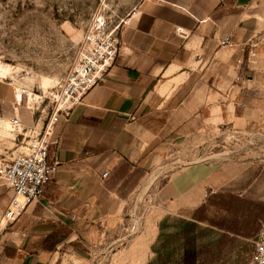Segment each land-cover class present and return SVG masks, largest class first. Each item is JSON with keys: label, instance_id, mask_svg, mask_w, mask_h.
I'll return each instance as SVG.
<instances>
[{"label": "crops", "instance_id": "0c3cea01", "mask_svg": "<svg viewBox=\"0 0 264 264\" xmlns=\"http://www.w3.org/2000/svg\"><path fill=\"white\" fill-rule=\"evenodd\" d=\"M118 31L115 64L56 126L49 157L58 165L43 196L0 223V264H90L118 251L129 203L171 143L197 144L263 118L264 0H138ZM227 36L231 44L221 45ZM11 91L0 103L13 104ZM14 116L34 125L23 107L0 118ZM246 169L196 162L169 175L150 233L171 214H193ZM249 187L230 193L250 201ZM12 197L0 181V218Z\"/></svg>", "mask_w": 264, "mask_h": 264}, {"label": "rangeland", "instance_id": "374dc122", "mask_svg": "<svg viewBox=\"0 0 264 264\" xmlns=\"http://www.w3.org/2000/svg\"><path fill=\"white\" fill-rule=\"evenodd\" d=\"M137 1L0 0V94L12 98L11 90L15 85H24L41 96L47 94L69 71L88 26L99 19L107 30L118 31ZM16 107L23 106H17L15 98L11 105L0 103L1 117H6ZM263 118L256 125L253 122L251 128L232 127L230 134L219 131L213 139L197 144L192 140L171 143L161 155L160 166L154 172L150 171H160L152 189L140 200L134 199L129 203L126 217L128 230H125L121 247L108 254H95L96 259L90 264H158V254L164 255L168 264H186L184 258L194 255L204 246L210 247L208 256L190 260L187 264H250L264 213L253 205L243 217L254 216L256 212L259 214L256 222L249 229L235 234L228 227L224 229L215 225L220 217L226 218L223 222L226 226H231L232 221L231 215L215 203L218 202V194L227 196L232 194L230 191L240 192L250 186L247 193L250 201L264 204ZM11 138L9 122L0 118V146L11 148ZM15 149L12 148L9 153ZM6 151H2L0 159L9 155ZM223 151L235 153L228 158L203 160ZM196 162L207 165L238 164L247 168V175L241 174L233 182L234 185L217 189L213 204L207 201L203 204L205 211L196 210L193 214L190 211L187 216L169 215L162 221L159 235L155 237L150 231L152 226L157 230L163 213L159 192L162 185L169 175L185 168L186 164ZM185 232L186 237L179 242L173 241L176 234ZM222 235L236 241H225L221 245L219 240ZM210 245L229 247L222 249L219 255V248Z\"/></svg>", "mask_w": 264, "mask_h": 264}, {"label": "built area", "instance_id": "2783aa9c", "mask_svg": "<svg viewBox=\"0 0 264 264\" xmlns=\"http://www.w3.org/2000/svg\"><path fill=\"white\" fill-rule=\"evenodd\" d=\"M230 44L229 36L221 40V45ZM255 46L251 44L250 59L256 56ZM121 48L119 31L107 30L104 22L97 19L86 29L69 71L47 94H35L24 85L13 86L17 106L31 112L34 125L23 126L18 116L9 120L13 146L1 145L0 155L3 150L8 154L12 148L16 149L0 159V181L13 192V197L0 221L15 222L29 204L43 196L58 165L49 157L57 124L84 104L86 95L115 64ZM250 264H264V220Z\"/></svg>", "mask_w": 264, "mask_h": 264}, {"label": "trees", "instance_id": "16d2710c", "mask_svg": "<svg viewBox=\"0 0 264 264\" xmlns=\"http://www.w3.org/2000/svg\"><path fill=\"white\" fill-rule=\"evenodd\" d=\"M217 193L211 194L208 196L207 198V202L210 204H213V199L214 196ZM218 202H216V205H219L222 209H225L227 211V213H229V215H231L230 217L232 218L230 224L231 226H226L225 223V219L223 218H219L217 222H215V225L218 227H224V229H226L227 227L231 230H233L232 232L235 234H238L239 231L242 232L243 230H247L251 227V225L256 222L257 217L259 216L258 213L255 212L254 216H248V218H244V214L249 211L253 205H255L257 208L256 210H260V212L264 213V204L263 203H258L255 204L252 201H249L245 198H240L236 195L233 194H229L227 196H223L218 194ZM206 210V207L204 205L200 206L197 211L198 212H203ZM233 215V216H232ZM202 219L204 217H201ZM201 219V220H202ZM224 222V223H223ZM222 223V224H221ZM188 232V231H187ZM187 232L183 233V234H176L175 239L173 241L179 242L180 239L182 237H186L185 235L187 234ZM225 241L227 243H233L235 240V238H230L226 235H222V237L219 240V243L221 245L225 244ZM213 246L215 248H219L220 252L219 255L222 254V249H227L229 246H214V245H210ZM210 251V247L209 246H204L203 248H201L200 250H198L194 255L192 256H187L186 258H184V262L187 264L188 261H196L198 259H200L201 257H207L208 256V252ZM157 262L158 264H168L166 257L162 254H158L157 257Z\"/></svg>", "mask_w": 264, "mask_h": 264}, {"label": "bare ground", "instance_id": "6f19581e", "mask_svg": "<svg viewBox=\"0 0 264 264\" xmlns=\"http://www.w3.org/2000/svg\"><path fill=\"white\" fill-rule=\"evenodd\" d=\"M261 135V134H260ZM238 151V150H237ZM224 152V151H223ZM235 151H231V152H224V153H219V154H214V155H210L205 157L203 160H214L216 158H228L227 156L234 154ZM202 161V160H201ZM155 171V170H154ZM159 172L153 173L151 174L143 183V185L141 186V188L139 189V191L137 192V198L138 200H140L143 195H145L146 193H148L152 187L154 186V184L156 183L157 178H159ZM159 176V177H158ZM5 220L0 221V223H2Z\"/></svg>", "mask_w": 264, "mask_h": 264}]
</instances>
